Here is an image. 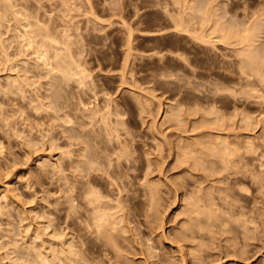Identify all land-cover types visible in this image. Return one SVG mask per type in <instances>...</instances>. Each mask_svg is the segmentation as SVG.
<instances>
[{
    "label": "rangeland",
    "instance_id": "obj_1",
    "mask_svg": "<svg viewBox=\"0 0 264 264\" xmlns=\"http://www.w3.org/2000/svg\"><path fill=\"white\" fill-rule=\"evenodd\" d=\"M4 4L0 264H264V0Z\"/></svg>",
    "mask_w": 264,
    "mask_h": 264
},
{
    "label": "bare ground",
    "instance_id": "obj_2",
    "mask_svg": "<svg viewBox=\"0 0 264 264\" xmlns=\"http://www.w3.org/2000/svg\"><path fill=\"white\" fill-rule=\"evenodd\" d=\"M89 1H90V0H89ZM5 3H6V2H5ZM11 4H12V3H11ZM11 4H10V5H11ZM2 5H3V4H2ZM2 5H0V12H2V14L0 15V17L3 15V13H5V12L7 13V11H9L10 8H11L10 6H7L8 4H4L5 7L2 6ZM1 6H2V7H1ZM8 7H9V10H8ZM93 10H94V9H93ZM91 11H92V10H91ZM210 12H211V11H210ZM6 13H5V14H6ZM208 13H209V12H207V14H208ZM92 14H93V13H92ZM196 14H197V13H196ZM3 16H4V15H3ZM6 16H7V15H6ZM93 16H95V15H93ZM194 16H195V15H194ZM198 16H199V15H198ZM262 17H263V16H262ZM1 18H2V17H1ZM211 18H212V17H211ZM2 20H3V19H2ZM187 21H188V20H187ZM2 22H3V21H2ZM204 22H205V21H204ZM0 23H1V22H0ZM185 25H186V24H185ZM191 25H192V24H191ZM218 25H219V24H218ZM262 25H263V24H262ZM38 26H39V25H38ZM178 26H179V25H178ZM247 26H248V25H247ZM179 27H180V26H179ZM218 27H219V26H218ZM262 27H263V26H262ZM50 28H51V27H50ZM50 28H49V29H50ZM183 28H184V27H183ZM259 28H260V26H259ZM263 28H264V27H263ZM37 29H39V28H37ZM213 29H214V28H213ZM177 30H178V29H177ZM221 30H222V29H221ZM37 31H38V30H37ZM185 31H186V30H185ZM227 31H229V28H228ZM248 31H249V30H248ZM205 32H206V31H205ZM230 32H231V31H230ZM35 33H36V32H35ZM35 33H32V30H31V32H27V33H26L27 36H28V38H26V37H27L26 35H23V38H24L25 41H28V45H34V44H36V46H34L35 53L38 54V57H39V58H43V59H44V58H46L45 55H46L47 52H48V51L46 52L45 49H44V48L46 47V42H45V43H44L43 41L40 42L41 40H40V41H37V40H39V39H37V38L40 36V37L43 39V38L48 37V35H46V34L42 31V29H39V33H38L37 35H36ZM226 33H227V32H226ZM231 33H232V32H231ZM1 34H2V33H1ZM31 34H32V35H31ZM34 34H35L36 36H34ZM247 34H248V33H247ZM247 34L245 35V37L247 36ZM197 35H198V34H197ZM210 35H211V34H210ZM235 35H236V32H235ZM37 36H38V37H37ZM249 36H250V35H249ZM34 37H35V38H34ZM211 37H212V36H211ZM41 38H40V39H41ZM200 38H201V37H200ZM203 38H204V37H203ZM249 38H250V37H248V38L246 37L245 40H246V39H249ZM36 39H37V40H36ZM51 39H53V38H51ZM204 39H205V38H204ZM243 39H244V38H243ZM43 40H44V39H43ZM211 40H212V39H211ZM68 41H69V40H68ZM250 41H251V39H250ZM56 42H57V41H56ZM247 42H248V41H247ZM1 43H2V40H1ZM57 43H58V42H57ZM214 43H215V42H214ZM242 44H244V42H242ZM261 44H262V43H261ZM261 44H260V45H261ZM57 45H58V44H57ZM48 46H49V45H48ZM48 46H47V47H48ZM51 47H52V45H51ZM51 47H48V48H51ZM3 49H4V48H3ZM46 49H47V48H46ZM255 49H256V48H255ZM60 51H61V50H60ZM254 51H255V50H254ZM53 52H54V51H53ZM256 52H257V51H256ZM3 54H4V53H3ZM66 54H67V53H66ZM70 54L72 55V53H70ZM58 55H59V52H58ZM260 55H261V54H260ZM46 56H47V55H46ZM257 56H258V55H257ZM26 57H27V56H26ZM28 57H29V56H28ZM48 57H49V56H48ZM52 59H53V58H52ZM55 61H56V60H55ZM65 61H66V60H65ZM47 62H48V61H47ZM57 63H58V62H57ZM51 64H52V63H51ZM60 64H63V63H60ZM64 64H65V62H64ZM256 65H257V64H256ZM259 65H260V64H259ZM49 66H50V65H49ZM54 66H55V65H54ZM59 66H60V65H59ZM62 66H63V65H62ZM261 66H262V64H261ZM246 67H247V66H246ZM48 68H49V67H48ZM58 68H59V67H58ZM61 68H62V67H61ZM256 68H257V67H256ZM257 69H258V68H257ZM63 71L66 72L65 70H63ZM259 71H260V73H261L262 70H259ZM82 73H83V72H82ZM84 73H85V72H84ZM253 74H254V73H253ZM66 75H67V74H66ZM86 75H87V74H86ZM262 75H263V74H261L260 77H262ZM256 77H259V76L256 75ZM263 80H264V77H263ZM239 83H240V82H239ZM214 85H215V84H214ZM50 88H51V87H50ZM60 92H61V91H60ZM68 109H69V108H68ZM21 112H22V111H21ZM21 112H20V113H21ZM96 114H97V113H96ZM109 114H110V113H109ZM240 115H241V114H240ZM103 116H104V115H103ZM219 117H220V116H219ZM179 118H180V117H179ZM246 118H247V117H246ZM71 119H72V118H71ZM103 122H104V121H103ZM118 136H119V135H118ZM73 138H74V137H73ZM92 139H93V138H92ZM94 139H96V138H94ZM97 139H98V138H97ZM84 140H85V138H84ZM98 140H99V139H98ZM103 141H104V140H103ZM103 141H102V142H103ZM86 142H87V140H86ZM96 142H97V141H96ZM100 142H101V140H100ZM83 143H84V142H83ZM85 144H86V143H85ZM123 144H124V143H123ZM98 145H99V144H98ZM126 145H127V144H126ZM96 146H97V145H96ZM127 147H129V146H127ZM97 148H98V146H97ZM124 148H125V147H124ZM83 149H85V148H83ZM94 149H95V148H94ZM98 149H99V148H98ZM125 149H128V148H125ZM96 150H97V149H96ZM85 151H86V149H85ZM124 151H126V150H124ZM124 151H123V152H124ZM127 151H128V150H127ZM80 152H81V151H80ZM82 152H83V151H82ZM86 153H88V152H86ZM111 153H112V152H111ZM124 153H126V152H124ZM97 154H98V153H97ZM100 154H101V153H100ZM108 154H109V153H108ZM80 155H81V154H80ZM86 156L88 157V159H87L88 161H87L86 163L84 162V163L86 164V165L83 166V167H85L84 169H83L82 166L80 165L81 169H83V170L86 169L87 172H89V173H90L91 171H95V172H97V173H98V171H101V169L103 168V165H100V164H99V165L102 167L101 169H100V166H98L99 168H95V167H94V166H95L94 164L97 163L96 161L99 159V158H98V159L96 160V158L94 157V156H96V154H95L94 156L86 154ZM86 156H84V157H86ZM98 156H99V155H98ZM107 156H108V155H107ZM107 156H106V157H107ZM112 156H113V154H112ZM115 156H116V154H115ZM213 156H214V155H213ZM221 156H222V155H221ZM223 156H224V155H223ZM96 157H97V156H96ZM120 157H122V156H120ZM82 158H83V157H82ZM109 158H110V157H108V159H109ZM112 158H113V157H112ZM223 158H224V157H223ZM223 158H222V159H223ZM225 160H226V159H225ZM104 161H107V160L104 159ZM112 161H113V159H112ZM113 162H114V161H113ZM113 162H112V163H113ZM82 163H83V162H82ZM105 163H106V162H105ZM112 163H108V164H112ZM77 164H78V163H77ZM113 164H114V163H113ZM118 164H119V163H118ZM82 165H83V164H82ZM114 165H115V164H114ZM116 165H117V164H116ZM119 165H120V164H119ZM72 166H73V165H72ZM109 166H110V165H109ZM78 167H79V166H77V168H78ZM111 167H113V166L111 165ZM115 167H116V166H115ZM117 167H118V166H117ZM117 167H116V168H117ZM73 168H74V167H73ZM113 169H114V167H113ZM118 169H119V167H118ZM103 170H104V168H103ZM103 170H102V171H103ZM115 170H116V172L118 171L117 169H115ZM104 171H105V170H104ZM106 171H108V170H106ZM119 171H120V170H119ZM87 172H86V173H87ZM95 172L92 173V174L94 175ZM79 173H80V172H79ZM106 173H107V172H105L104 175H106ZM111 173H112V172H111ZM113 173H114V172H113ZM113 173H112V174H113ZM121 173H122V172H121ZM84 174H85V172H84ZM84 174H83V175H84ZM100 174H103V173L101 172ZM108 174H110V173H108ZM115 174H116V173H115ZM80 175H81V174H80ZM80 175H79V176H80ZM83 175H81V176H83ZM97 175H99V174H97ZM97 175L92 176L91 173H90V174H88V176H87V174H85L86 177L84 176V178H86V181L88 180L87 177L89 178V180L87 181L88 184H90V183H92V182L95 183V182H97V181H96V180H97V177H98ZM110 175H111V174H110ZM96 176H97V177H96ZM101 176H102V175H101ZM101 176L99 175V178H101ZM108 176H109V175H108ZM108 176H106V178H107ZM116 176H118V175H116ZM119 176H120V175H119ZM81 178H82V177H81ZM102 178H103V177H102ZM103 179H104V178H103ZM110 179H111V178H110ZM117 179H118V178H117ZM81 180H82V179H81ZM110 181H111V180H110ZM112 181H113V180H112ZM114 181H115V180H114ZM116 181H117V180H116ZM81 182H82V181H81ZM84 182H85V181H84ZM105 182H107L106 179H105ZM115 183H116V182H114V184H115ZM84 184H86V182H85ZM88 184H87V185H84L85 187H84V189H83V191L86 193V195H87L86 190H88V188H87L86 186L89 187ZM111 184L113 185V182H112V183H111V182L108 183V185H110V189H111V187H112ZM150 184H152V183H150ZM91 185H92V184H91ZM91 185H90V187L92 188L93 186H91ZM117 185H119V184H117ZM117 185H115V187H116ZM121 185H122V184H121ZM172 185H173V184H172ZM95 186H96V185H95ZM113 186H114V185H113ZM125 186H126V185H125ZM149 186L151 187V185H149ZM152 186H154V185H152ZM115 187H112V190H113V188H115ZM74 188H75V187H74ZM74 188H73V190H74ZM80 188L82 189V186H81ZM106 188H107V187H106ZM154 188H155V190H154L153 192H155V191L157 190L156 187H154ZM154 188H153V189H154ZM107 189H108V188H107ZM117 189H118V188H117ZM16 190H17V189H16ZM121 190H122V189H121ZM219 190H220V189H219ZM88 191H89V190H88ZM90 191H92V190H90ZM74 192H75V190H74ZM96 192H97V191H96ZM157 192H158V191H157ZM77 193H78V192H77ZM81 193H82V191H81ZM91 193H92V192H91ZM119 193H120V191H119ZM78 194H79V193H78ZM88 194H90V192H88ZM92 194H93V193H92ZM95 194H98V193H95ZM155 194H157V193H155ZM73 195H74V194H73ZM82 195H83V194H82ZM82 195H81V197H82ZM93 195H94V194H93ZM0 196H1V193H0ZM75 196H76V195H75ZM100 196H101V194H100ZM152 196L154 197V195H151V197H152ZM205 196H206V194H205ZM83 197H85V196L83 195ZM209 197H210V195H209ZM78 198H79V197H78ZM78 198H77V196H76V199H78ZM93 198H94V197H93ZM95 198H96V196H95ZM95 198H94V199H95ZM99 198H100V197L97 196L96 200L100 202V205L98 204V205H99L98 207L100 208L101 206H103L102 202L106 203L105 201H108V200H105V201H102V202H101V201H100L101 198H100V199H99ZM156 198H157V195H156ZM156 198H155V199H156ZM207 198H208V196H207ZM73 199H75V197H73ZM79 199H80V198H79ZM200 199H201V197H200ZM202 199H203V198H202ZM204 199H205V197H204ZM92 200H93V199H92ZM102 200H104V199H102ZM72 201H73V200H72ZM197 201H198V200H197ZM200 201H201V200H200ZM68 202H69V201H68ZM70 202H71V201H70ZM75 202H76V200L73 201V202H71V203L73 204V203H75ZM95 202H96V201L94 200V203H95ZM213 202H214V200H213ZM227 202H228V201H227ZM71 203H70V204H71ZM81 203H82V202H81ZM94 203H91V204H94ZM123 203H127V202H125V199H124V202H123ZM72 204H71V205H72ZM75 204H76V203H75ZM106 204H107V203H106ZM109 204H110V203H109ZM109 204H108V205H109ZM197 204H198V203H197ZM197 204H196V205H197ZM200 204H201V203H200ZM200 204H199V205H200ZM225 204H226V203H225ZM227 204H228V203H227ZM73 205H74V204H73ZM78 205H79V204H78ZM95 205H97V204H95ZM95 205H94V206H95ZM111 205H112V204H111ZM111 205H110V206H111ZM199 205H198V206H199ZM202 205L204 206V203H202ZM223 205H224V204H223ZM228 205H229V204H228ZM113 206H114V205H113ZM118 206H119V205H118ZM123 206H124V205H123ZM203 206H202V207H203ZM230 206H231V205H230ZM84 207H85V206H84ZM98 207H96V208H98ZM108 207H109V206H107V208H108ZM119 207H120V206H119ZM121 207H122V206H121ZM124 207H125V206H124ZM124 207H122V209H123ZM196 207H197V206H196ZM200 207H201V206H200ZM231 207H232V206H231ZM70 208H71V206H70ZM94 208H95V207H94ZM96 208H95V209H96ZM101 208H103V207H101ZM101 208L99 209L100 211H101V210H102V211L105 210V209H101ZM113 208H114V207H113ZM116 208H118V207H116ZM234 208H235V207H234ZM7 209H8V208H7ZM88 209H89V211H90V208H89V207H88ZM95 209H92V212H91V213H93V212H94L93 210H95ZM126 209H127V208H126ZM126 209H125L124 211H126ZM196 209H197V208H196ZM196 209H195V210H196ZM201 209H202V208H201ZM115 210H116V209H115ZM119 210H121V208H120ZM129 210H130V209H129ZM129 210H128V211H129ZM231 210H232V209H231ZM234 210H236V209H234ZM97 211H98V209H97ZM100 211H98L99 214L102 213V211H101V212H100ZM117 211H118V210H117ZM117 211H116V212H117ZM122 211H123V210H122ZM201 211H202V210H201ZM242 211H243V210H242ZM119 212H121V211H119ZM199 212H200V210H199ZM202 212L204 213V211H202ZM82 213H83V212H82ZM88 213H90V212H88ZM122 213H123V212H122ZM129 213H131V211H130ZM197 213H198V211H197ZM235 213H236V212H235ZM240 213H241V211H240ZM105 214H106V212H105ZM101 215H102V214H101ZM103 215H104V214H103ZM103 215L101 216V218L104 217L105 220H106V219L108 220L109 217H107V218L105 217L107 214H106L105 216H103ZM127 215H128V214H127ZM129 215H130V214H129ZM129 215H128V216H129ZM199 215H200V213H199ZM110 216H111V215H110ZM98 217H100V215H99ZM111 218H112V216H111ZM124 218H125V217H124ZM99 219H100V218H99ZM99 219H98V220H99ZM107 220H106V221H107ZM88 221H89V220H88ZM110 221H111V220H109V222H110ZM123 221H124V220H123ZM97 222H98V221H97ZM99 223H100V220H99ZM99 223H98V224H99ZM101 223H102V222H101ZM101 223H100V224H101ZM98 224H97L98 228H99V226H103V225H104V223H102V225H100V224L98 225ZM106 224H107V223H106ZM107 225H109V224H107ZM103 227H104V226H103ZM104 228H105V227H104ZM100 229H101V227L99 228V231H100ZM107 229H108V228H107ZM39 230H40V229H39ZM101 230H102V229H101ZM103 230H104V229H103ZM104 231H106V230H104ZM96 233H98V232H96ZM102 233H103V232H102ZM100 234H101V233H100ZM103 234H104V233H103ZM105 235H106V234H105ZM105 235H104V236H105ZM108 236H110V235H109V232H108ZM107 238H108V237H107ZM109 238H111V237H109ZM102 240H103V239H102ZM105 241H106V240H105ZM108 241H109V240H108ZM106 242H107V241H106ZM14 244H16V243H14ZM16 245H17V244H16ZM64 246H65V245H64ZM66 246H67V245H66ZM69 246H70V245H69ZM69 246H68V247H69ZM62 247H63V246H62ZM70 247H71V246H70ZM70 247H69V249H71ZM83 247H84V245H83ZM63 248H64V247H63ZM74 249H75V248H74ZM84 249H85V248H84ZM84 249H83V250H84ZM58 250H59V249H58ZM72 251H73V250H72ZM75 253H77V252H75ZM85 253H86V250H85ZM73 254H74V252H73ZM81 255H82V254H81ZM57 256H58V254H57ZM54 257H55V256H54ZM54 257H53V258H54ZM90 257H91V256H90ZM37 258H38V256H37ZM82 258H83V257H82ZM84 258H85V257H84ZM50 259H51V258H50ZM50 259H49V260H50ZM56 259H57V258H56ZM3 260H4V257L0 256V263H1ZM29 260H30V259H29ZM49 260H48V261H49ZM59 260H60V259H59ZM74 260H75V259H74ZM74 260H72V261H73V264H74ZM84 260H85V259H84ZM42 261H43V259H42ZM42 261L40 262L41 264H42V263H46V264L48 263V262H45L46 260H44V262H42ZM57 261H58V259H57ZM60 261H61V260H60ZM60 261H59V262H60ZM76 261H77V260H76ZM76 261H75V264H76ZM86 261H87V259H86ZM31 262H32V261H31ZM33 262H35V261H33ZM53 262H54V261H52V263H50V261H49L50 264H53ZM63 262H64L65 264L68 263L67 260H66L67 263L63 260V261H61V264H62ZM90 262H91V261H90ZM64 263H63V264H64ZM92 263H93V262H92ZM184 263H185V262H184ZM2 264H3V263H2Z\"/></svg>",
    "mask_w": 264,
    "mask_h": 264
}]
</instances>
